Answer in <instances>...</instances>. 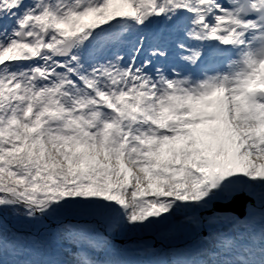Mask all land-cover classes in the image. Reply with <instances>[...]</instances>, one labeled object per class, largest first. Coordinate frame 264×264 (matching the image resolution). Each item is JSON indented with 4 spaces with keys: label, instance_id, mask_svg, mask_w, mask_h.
Segmentation results:
<instances>
[{
    "label": "snow or ice",
    "instance_id": "6c2138e0",
    "mask_svg": "<svg viewBox=\"0 0 264 264\" xmlns=\"http://www.w3.org/2000/svg\"><path fill=\"white\" fill-rule=\"evenodd\" d=\"M0 264H264V0H0Z\"/></svg>",
    "mask_w": 264,
    "mask_h": 264
}]
</instances>
